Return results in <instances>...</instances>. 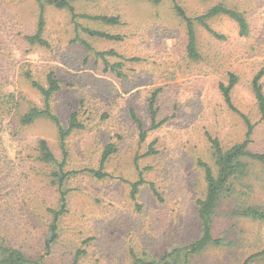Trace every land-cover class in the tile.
I'll return each mask as SVG.
<instances>
[{
  "label": "rangeland",
  "instance_id": "374dc122",
  "mask_svg": "<svg viewBox=\"0 0 264 264\" xmlns=\"http://www.w3.org/2000/svg\"><path fill=\"white\" fill-rule=\"evenodd\" d=\"M176 2L190 18L217 5L235 10L246 20L249 34L240 36L236 23L224 16L207 21L222 39L196 25L199 59L192 61L186 53L185 23L170 0L158 5L75 0L71 4L77 15L120 21L113 26L79 18L78 25L118 39L76 32L68 11L48 6L43 47L26 40L36 31L37 1L0 0V247L39 264L160 262L172 249L199 237L197 202L206 187L198 163L215 171L210 139L224 150L242 143L244 116L253 126L248 150L264 154V119L251 86L254 74L264 68V0ZM50 73L60 87L49 101L52 113L66 128L74 112L84 127L65 140L64 171L70 174L64 186L66 213L47 253L50 210L58 209L59 194L51 184L57 167L40 160L39 141H46L58 163L63 153L50 120L21 121L32 108L45 106L32 82L46 87ZM229 73L238 78L230 93L235 111L219 91ZM261 83L264 92V76ZM155 91L153 117L149 101ZM133 116L145 133L142 141ZM107 144L117 152L104 166L108 176L97 179L85 171L98 169ZM244 163L246 173L232 182L233 194L215 210L212 234L223 244L189 256L188 264H264V220L232 214L248 207L264 212V165ZM140 179L144 184L133 200L130 185Z\"/></svg>",
  "mask_w": 264,
  "mask_h": 264
},
{
  "label": "trees",
  "instance_id": "16d2710c",
  "mask_svg": "<svg viewBox=\"0 0 264 264\" xmlns=\"http://www.w3.org/2000/svg\"><path fill=\"white\" fill-rule=\"evenodd\" d=\"M39 5V17L37 22L36 31L33 35L26 37V40L31 45H40L47 47L46 41L43 39L44 32V12L46 7H52L57 10H66L71 16V21L74 24L76 32L82 30L84 33L91 37L103 38L107 40H117L118 38L106 35L101 32L87 30L82 28L77 23V19L83 18L92 21H99L106 25L118 26L120 24L118 17H108V16H95L90 17L86 15H77L72 7V2L75 0H36ZM153 4H160L163 0H146ZM173 4V9L176 15L185 23L186 30V53L187 57L196 61L199 59L198 49H197V39L195 26L199 25L205 29L210 35L215 38L222 37L212 31L207 24V21L218 17L224 16L230 18L234 21L238 27L240 36H247L249 34L248 25L244 17L235 10H230L221 5L214 6L210 8L205 14L190 18L188 17L184 10L177 4L176 0H170ZM85 48L90 49L87 44L80 41ZM110 55H113L111 53ZM98 56L103 57L104 54H98ZM112 70L116 71L113 67ZM118 72V71H117ZM118 75H120L118 73ZM264 76V68L257 71L252 79L251 86L252 92L254 94V99L256 101L257 109L261 117L264 119V92L261 83L262 77ZM238 78L236 75L229 73L227 85L220 84L219 91L221 92L222 98L226 106L235 111L231 101V90L237 84ZM32 87L35 88L44 98L45 106L42 109L32 108L27 112L22 118V124L29 125L35 120L40 118H46L50 120L55 128L57 129L58 139L60 142L61 151L63 153V159L60 163L55 159L53 153L48 147L46 141L40 140L38 144V151L40 153V160L47 164H54L57 167V171L51 174V184L57 189L59 194V206L57 210H50L52 214V220L48 225L47 237L45 239V248L48 253L50 247L55 244L58 239V222L62 215L66 213V202L68 190L65 189V182L69 177V173L64 171V166L66 162V149L65 140L66 138L75 130L83 129V124L78 120L76 113H71L68 118V125L66 128L62 126L59 118L52 113L49 107V101L51 97L57 93L60 89L58 81L50 73L46 76V87H42L36 82H32ZM157 92L155 91L149 101V110L153 117L156 115V110L154 109L155 98ZM135 122L138 124L141 130L140 138L141 141L145 139V133L142 131L140 121L133 116ZM246 127L247 132L245 140L242 143L236 144L228 150H224L217 140L210 139V144L212 148V154L215 160V171L204 163L199 161L198 166L204 171V182H205V196L202 200L197 202V216L200 222V233L199 237L189 245L178 247L172 249L167 253L160 262L150 261L145 262L140 259H134V264H188L189 256H195L203 253L207 248L211 246H220L223 241L216 239L212 234L213 229V219L215 216V210L218 202L223 198H228L233 194L232 182L239 178V176L246 173L247 164L244 160H249L253 162H258L264 165V154L253 153L248 150L249 137L252 134L253 126L250 124L246 117H242ZM116 148L112 144H107L102 152L99 167L97 170H87L85 172L93 175L97 179H104L108 176L104 172V166L108 159L115 153ZM144 184V181L140 179L139 181L132 183L130 185L131 198L134 200L138 194L139 187ZM152 191L155 196H158L154 187L151 185ZM233 215L242 218H250L253 220H264V212L260 211L255 207L248 208H237L232 212ZM260 255H264L262 252ZM259 255H255L257 257ZM247 260L244 264H247ZM0 264H39L38 262H30L27 260L22 253L19 251L0 247Z\"/></svg>",
  "mask_w": 264,
  "mask_h": 264
}]
</instances>
